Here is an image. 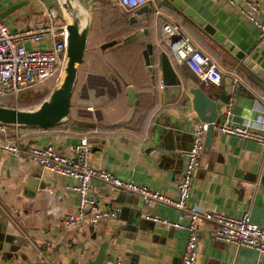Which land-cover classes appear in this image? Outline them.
<instances>
[{"label": "crops", "instance_id": "0c3cea01", "mask_svg": "<svg viewBox=\"0 0 264 264\" xmlns=\"http://www.w3.org/2000/svg\"><path fill=\"white\" fill-rule=\"evenodd\" d=\"M87 1L90 26L86 45L93 19H97L98 35L90 39L89 49L85 46L82 63L76 68L73 92L79 81V97L85 93L89 101L85 105L78 103L75 115L69 112L66 121L52 128L23 129V145H49L66 155L70 145L86 138L92 168L174 198L183 154L199 122L189 107L181 108L180 103L162 104L157 86L159 66H155L151 77L146 74L145 62L135 68L136 72L146 74L148 87L144 80L124 77L111 56L115 53L106 49L124 32V37L136 39L144 46L143 52L146 44L154 48L156 56L158 51L164 52L173 74L187 87L209 91L231 88L234 92L227 106L220 103V120L230 107L229 124L262 129L264 40H259L257 30L223 0H155L146 6L177 25L194 47L210 58L220 72L217 86L199 80L187 68L173 63L160 41V20L151 12L144 19L135 16V10L126 12L119 8L115 0ZM255 1L264 10V0ZM56 5L55 0H0V14L7 12L1 22L10 30L6 24L9 19L15 23L25 19L28 26L23 29H29L43 20V13L38 16L42 7ZM130 18L133 22H129ZM196 22L208 25L216 36L231 45L232 52L226 55L219 51ZM99 39L106 42L97 48ZM49 42L47 39L35 47H45ZM234 53L242 56L240 62L245 70L232 60ZM127 88L133 91L132 108L126 104ZM0 106L6 107L1 101ZM31 180H36L35 184H30ZM71 183L70 178L42 171L27 159L0 152V264L1 259L13 254L9 251L15 250L19 259L39 258L49 264L50 260L52 264H65L75 254V264H83L96 250L94 241H101L105 235L110 239L104 264H111L115 258L124 264H180L186 232L143 219L148 214L185 223L180 212L159 204H144L136 196L113 192L107 185L91 180L93 198L105 206L116 205L119 210L124 204L125 219L116 216L101 221L92 231L89 227L63 228L60 220L76 213L75 195L63 190L64 185ZM185 207L232 218L246 213L251 223L264 227V147L215 133L208 151L201 153ZM209 230L210 225L197 224L195 264H264V256L211 240Z\"/></svg>", "mask_w": 264, "mask_h": 264}, {"label": "built area", "instance_id": "2783aa9c", "mask_svg": "<svg viewBox=\"0 0 264 264\" xmlns=\"http://www.w3.org/2000/svg\"><path fill=\"white\" fill-rule=\"evenodd\" d=\"M154 1L115 0L117 6L126 12H133L144 5L149 6ZM223 1L257 30L259 40H264V10L259 8L255 0ZM153 14L160 20V41L173 63L185 66L199 80L217 86L220 72L210 58L194 47L177 25L164 20L158 10ZM47 39L50 41L48 45L42 48L35 47ZM65 42V20L59 14L57 6L44 9L43 20L36 22L29 29L10 32L0 20V96L3 99L10 97L12 102L16 103L21 91L34 89L51 78L59 79L64 64ZM229 109L230 107L225 110L219 123L210 124L212 131L264 147V107L261 108L262 129L251 128L248 124H229ZM206 129L207 125L203 123L194 127L190 146L183 154L184 163L180 179L175 186L174 198L133 181L117 179L104 170L92 168L89 164L86 138H80L70 145L65 155L58 153L49 145L25 146L22 143L23 128L0 125V152L13 158L27 159L42 171L72 180L70 185L63 186V190L75 195L76 213L64 216L60 220L63 228H93L101 221L116 218L118 206L102 205L90 194L89 183L91 180H97L107 185L113 192H125L138 197L144 204H159L181 213L186 220L185 223L170 222L155 215L143 216L144 220L153 224L186 232L180 264L196 262V228L199 223L210 225L208 235L211 240L264 256V227L251 223L246 213L239 218H232L220 213L187 210L185 207L193 173L202 153ZM111 264L124 263L121 259L115 258Z\"/></svg>", "mask_w": 264, "mask_h": 264}, {"label": "water", "instance_id": "95a60500", "mask_svg": "<svg viewBox=\"0 0 264 264\" xmlns=\"http://www.w3.org/2000/svg\"><path fill=\"white\" fill-rule=\"evenodd\" d=\"M55 1L57 3L59 14L65 20L66 31L64 64L59 81L50 90L46 99H44L33 110H20L0 106V125L45 130L52 128L69 118L70 100L76 81V68L82 63L87 33L90 26L89 4L87 0ZM15 8H12L11 10ZM150 12L152 13V11L146 8V6H142L136 9L133 14L145 19V17L147 18L150 16ZM6 13L7 12L0 14V20L3 19ZM129 22H133V19L130 18ZM195 24L201 28V31L205 35L211 37V39L218 45L219 51L226 55L232 52L231 45L223 41L220 36H216L208 25H203L202 22H196ZM153 49L154 48H152L151 45L149 46L146 44L145 50L142 52L147 72L146 74H149L151 77L154 73L155 66H159L162 104L168 105L180 103L181 108L189 107L197 121L207 125L202 147V153L205 154L208 151L215 134L212 131L210 124L219 123L220 103L227 106L234 91L231 90V88H229V90L228 88L224 89V87H217L211 91L208 89L202 90L200 88L187 87V85L182 84L173 74L166 54L158 51L156 56L153 53ZM231 57L239 68L245 70L243 64L240 62L242 59L240 54L234 53ZM254 74L257 77V73L254 72ZM125 97L127 106L132 108L134 105V98L133 91L130 88L125 90ZM216 100L218 101L217 103ZM33 181L36 180L29 181L30 184H33ZM29 188L32 189L33 186L31 185ZM126 207L122 204L117 214L118 219H125L124 214L127 210ZM88 230L92 231V228L89 227ZM91 239H95L94 233H92ZM109 239V235H105L101 241H94L96 250L91 258L84 259L83 264H104L108 259L106 251ZM16 252L17 250L9 251V253H13L14 255L10 254L6 259H1V261H3L2 264H15L14 262L19 259ZM76 259L77 256L74 254L68 258L65 264H75ZM16 264L49 263L46 260L39 258L27 260L24 256H21Z\"/></svg>", "mask_w": 264, "mask_h": 264}, {"label": "trees", "instance_id": "16d2710c", "mask_svg": "<svg viewBox=\"0 0 264 264\" xmlns=\"http://www.w3.org/2000/svg\"><path fill=\"white\" fill-rule=\"evenodd\" d=\"M97 25H98L97 19H93L92 26L88 35L89 41L87 42L86 49L90 48V39L98 35ZM125 33L126 32H124L123 35L117 38L116 41L113 42L112 45L107 47L106 49H108L110 52L113 51L115 53V55H111V56L114 62L117 63V65L122 69L124 77L133 81L144 80L147 83L146 86L148 87L149 86L147 79L148 77L146 76V74L144 75L141 71L140 73H138L135 70V68L137 69L138 67L142 66V63H144L143 54H142L144 46L141 45L136 39L124 37ZM99 40L100 42L97 48H99L101 45H104L106 42L103 39H99ZM182 67L186 68L185 66ZM153 88L155 87L153 86ZM48 94L49 92L37 93V94L33 93L30 95V97L23 98L20 101H26V102L29 101L31 104L33 105L35 104L34 106H36L39 105L45 99V97H47ZM10 99H11L10 97H6L2 101L10 100ZM3 105L9 108H14V105H10V104L7 105L6 103H3ZM15 108L21 109V107L18 105ZM70 109H71V100H70ZM70 120L73 121L72 119Z\"/></svg>", "mask_w": 264, "mask_h": 264}, {"label": "rangeland", "instance_id": "374dc122", "mask_svg": "<svg viewBox=\"0 0 264 264\" xmlns=\"http://www.w3.org/2000/svg\"><path fill=\"white\" fill-rule=\"evenodd\" d=\"M43 10H44V7L41 8V12H39V15L38 16H41L42 13H43ZM10 21V23H8ZM6 24L8 25L9 27V31L10 32H13V31H19L23 28H25L26 26H28V23L26 22L25 19H21L20 21L18 22H14V20L12 19H9ZM42 45V44H41ZM59 81L58 78H51L50 80H47L46 82H44L42 85L34 88V89H31V90H24V91H21L20 94H19V97L16 101V103H13L12 100H5V101H2L3 100V97L0 96V101L3 102V103H6L7 105H14V108L18 105L21 107L20 110H33L35 109L38 105L34 106L33 104H31L29 101L26 102V101H20L21 99L23 98H26L28 95L30 94H37V93H44V92H50V90L57 84V82ZM79 92H80V83L79 81H77V86H75V89H74V92H73V95H72V98H71V109H70V112L71 114L75 115L76 112H77V107L81 104V105H85L86 102H88V96L85 94V93H82L81 96L79 97ZM46 99V97H45ZM78 103H80L78 105ZM18 109V108H16ZM53 260H50V264H52Z\"/></svg>", "mask_w": 264, "mask_h": 264}, {"label": "clouds", "instance_id": "9594fccd", "mask_svg": "<svg viewBox=\"0 0 264 264\" xmlns=\"http://www.w3.org/2000/svg\"><path fill=\"white\" fill-rule=\"evenodd\" d=\"M56 6H57V5H56ZM56 6H55V7H56ZM144 6H146V5H144ZM137 9H138V8H137ZM135 10H136V9H135ZM152 14H153V12H152ZM165 51H166V50H165ZM167 54H168V53H167ZM158 83L160 84V82H158ZM157 86H158V84H157ZM160 88H161V87H160ZM160 88H159V89H160Z\"/></svg>", "mask_w": 264, "mask_h": 264}, {"label": "bare ground", "instance_id": "6f19581e", "mask_svg": "<svg viewBox=\"0 0 264 264\" xmlns=\"http://www.w3.org/2000/svg\"><path fill=\"white\" fill-rule=\"evenodd\" d=\"M60 1H63V0H60Z\"/></svg>", "mask_w": 264, "mask_h": 264}]
</instances>
